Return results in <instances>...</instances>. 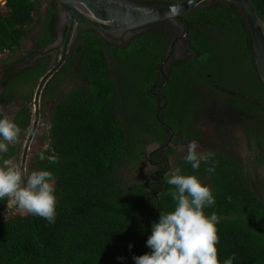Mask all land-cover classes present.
Returning a JSON list of instances; mask_svg holds the SVG:
<instances>
[{
	"label": "trees",
	"instance_id": "1",
	"mask_svg": "<svg viewBox=\"0 0 264 264\" xmlns=\"http://www.w3.org/2000/svg\"><path fill=\"white\" fill-rule=\"evenodd\" d=\"M43 1H4V10L0 11V56L19 47L27 36L35 47H42L55 38L56 3L46 0L42 12ZM132 1L139 5H159L176 0ZM251 2L264 19V0ZM201 6L199 4L188 11L190 32L195 31L194 36L197 35V39L191 42L195 56L191 54L187 68L174 73L179 76L183 73L201 74L202 54L207 61L202 70L215 73L221 64L226 68L224 78L237 83L234 75L240 74L239 64L246 63L247 81L251 87L243 90L257 102L255 114L264 117V85L254 66L246 21L237 20V26L222 30L219 45H201L198 21L191 19L201 16ZM206 6L215 9L217 16L219 13L227 15L224 13L229 9L237 10L224 0H214ZM164 20L159 22L161 26L157 29L165 28ZM157 29L135 44L131 56H143L145 43L151 46L146 40L151 38L158 40L156 55L161 58L166 44L165 34L158 38ZM117 48L107 43L96 30L87 28L79 45L71 51L69 60L79 62V69L76 72L70 68L66 70V73L73 72L76 82L55 107L57 111L61 109L63 122L53 120L50 130L52 151L41 150L35 143L28 160L29 173L48 170L54 175L55 222L49 223L25 212L4 216L2 211L7 198L0 200V264H135L134 256L152 251L146 241L160 212H171L175 208L168 194L173 186L165 179L160 186L148 189V184L155 185L149 183L155 179L154 172L148 182L123 185L119 170L126 163L130 168L135 167L144 159V143L128 141L113 112L117 87L112 74L119 75L124 61ZM108 53L118 64L115 70L107 69ZM133 62L139 64L141 61ZM43 72L44 65L33 72L14 75L9 80V87L14 88L26 80L30 89ZM152 72L154 69L149 70V74ZM73 107H76V120L71 115ZM255 122L262 123L264 129V122ZM261 141L264 147V136ZM60 148L62 159L50 163L47 157L57 156ZM41 153L44 160L39 158ZM214 153L212 160L216 162V168L211 174L206 171L209 165L202 162L198 170H193L184 158L177 162V168L181 174L195 175L212 190L215 203L205 207L204 212L205 215L215 212L220 218L216 225L220 238L217 244L220 264L233 254V264H264V200L251 181L250 173L244 172L242 162L231 150ZM4 157L5 154L0 153V163ZM262 191L264 193V186ZM228 197H231L230 201Z\"/></svg>",
	"mask_w": 264,
	"mask_h": 264
},
{
	"label": "flooded vegetation",
	"instance_id": "2",
	"mask_svg": "<svg viewBox=\"0 0 264 264\" xmlns=\"http://www.w3.org/2000/svg\"><path fill=\"white\" fill-rule=\"evenodd\" d=\"M44 1L42 10L40 9L42 12L46 4V0ZM54 1L57 11L55 38L42 47H35L30 36H27L29 44L26 47L25 55H12L6 60H0V118L7 116L21 128L19 141L9 145L3 159H12L18 151L16 163L19 166L26 138L35 120L34 105L30 102L33 99L34 87L39 77L30 89L26 80L14 88L9 87V80L14 75L33 72L42 65H44L45 72L56 62L60 52L58 50L63 46V40L56 43L59 37V16L62 9L58 2ZM127 1L135 3L132 0ZM213 2L214 0H204L199 9L201 16L191 17L193 21H198L201 45L204 43L219 45L222 30L234 28L237 26V20H245L243 15L238 13V9H229L224 13L227 15L219 13L217 16L215 9H209L206 6ZM160 21L128 30L118 39L97 31L107 43L118 47L116 51L124 59L119 75L112 74L117 89L115 92L116 103L111 107L124 130L125 138L130 142L144 143V160L151 165L155 173V179L149 181L155 185L148 184L147 188L160 186L165 180V176L177 168V162L186 155V153H179L181 145L187 147L191 141L195 140L201 146L198 152L220 153L222 150H231L229 148L221 149L214 142L223 136L224 128L232 125L238 127L245 136L244 146L247 151L245 157L240 159L231 150L242 162L244 172L248 171L247 164L250 161L259 162L262 158L264 163V155L257 154L258 149H264L261 141L264 133L262 131L255 132L253 126L259 116L255 114L254 106L257 105V102H254L248 93H244V90L237 85L238 83L230 82L229 79L224 78L226 68L220 66L221 64L219 71L215 73L202 70L207 62L202 54L201 74L198 72L183 73L180 76L179 73L175 74L174 71L188 67L191 54L195 56L191 49V42L197 39V35L194 36L195 31L190 32L188 11L181 14V19L164 20L165 28L157 29L161 26ZM67 29L68 22L63 28L64 36ZM155 29L158 30V38H163L164 36L161 35L165 34L166 44L161 58H157L156 55L158 40L151 38L146 40L151 46H146L147 43L142 41L145 43L143 56H131L135 50V44L140 39L151 36ZM180 38L184 40L185 52L182 50ZM15 51L14 49L12 53ZM70 53L54 76L46 82L40 93L37 103L36 129L28 144L25 156L24 170L28 174H30L28 160L35 143L41 150L50 149L52 151L50 130L53 120L63 122L61 109L57 111L55 107L64 99L65 94L76 82L73 72L79 69V62L69 60ZM135 60L141 62L135 64L133 62ZM68 68L73 72L66 73ZM117 68L116 60L108 53L107 69L115 70ZM151 69H154V72L149 74ZM105 82L108 80L105 79ZM71 115L73 120H76V107H73ZM73 120L71 119V121ZM208 125L213 126V132L215 131V141L210 149L206 148L208 143L206 142L207 131L205 128ZM151 144H154V147L147 151ZM57 156L62 159L61 148L58 150ZM169 157L175 158L173 163L170 162Z\"/></svg>",
	"mask_w": 264,
	"mask_h": 264
},
{
	"label": "clouds",
	"instance_id": "3",
	"mask_svg": "<svg viewBox=\"0 0 264 264\" xmlns=\"http://www.w3.org/2000/svg\"><path fill=\"white\" fill-rule=\"evenodd\" d=\"M21 128L11 118H0V153H6L9 145L19 141ZM198 142L193 140L187 146L185 161L193 170L201 163L209 165L206 171H215L216 162L212 151L198 152ZM45 159L43 153L39 157ZM50 163H58L55 154L47 157ZM26 178V179H24ZM168 185L173 186L168 193L175 208L171 212H160L158 222L152 225L146 246L152 251L134 256L135 264H220L217 244L219 236L218 215H205L204 208L215 203L212 190L203 185L195 175L181 174L176 168L166 176ZM25 183L26 186H22ZM54 175L48 170L32 171L28 174L13 159H2L0 163V200L7 198L9 209L18 208L54 223L56 218V196ZM229 201L231 197H228ZM131 248V244L129 245ZM118 259H123L118 257ZM235 254L223 261L233 264Z\"/></svg>",
	"mask_w": 264,
	"mask_h": 264
},
{
	"label": "water",
	"instance_id": "4",
	"mask_svg": "<svg viewBox=\"0 0 264 264\" xmlns=\"http://www.w3.org/2000/svg\"><path fill=\"white\" fill-rule=\"evenodd\" d=\"M61 7L59 22V37L56 43L63 40L59 48L56 62L48 68L38 79L30 102L34 105V124L31 127L24 145L20 167L24 170L25 156L28 144L36 129L37 103L46 82L54 76L70 51L79 45L83 30L87 28L99 31L111 38L118 39L126 31L138 26L164 19H181V14L201 4L204 0H176L175 2L159 5H139L127 0H56ZM232 3L245 18L252 46L253 62L257 75L264 85V19L261 18L252 5L251 0H224ZM68 22V29L64 36L63 28ZM183 52L186 51L183 38L179 39ZM19 150V149H18ZM264 155V149H258L257 154ZM18 151L13 156L16 162ZM26 179V178H24ZM22 186H26L22 183ZM23 212L18 208L3 209L4 216Z\"/></svg>",
	"mask_w": 264,
	"mask_h": 264
},
{
	"label": "rangeland",
	"instance_id": "5",
	"mask_svg": "<svg viewBox=\"0 0 264 264\" xmlns=\"http://www.w3.org/2000/svg\"><path fill=\"white\" fill-rule=\"evenodd\" d=\"M3 1L4 0H0V11L4 10L2 8ZM44 2L45 1H43L41 6H40L41 10H42V7L44 5ZM28 44H29L28 38H24L21 41L20 47L15 48L16 51L14 53L4 52L1 54L0 59L6 60L9 56H12V55L13 56L25 55L26 54V47L28 46ZM239 67H240L239 68L240 74L238 75V73H236L234 75V77L237 76L235 79L236 82L238 83L237 85L240 88L246 90V89L251 87L250 83L247 81V76H246L247 65H246V63L245 64H239ZM238 77L240 78V80H237ZM258 120L264 122V117L260 115ZM253 126H254L255 132H256V130L264 132L262 123L255 122L253 124ZM212 127L213 126L208 125L205 128V131H207V134H206V136H207L206 142L208 143V144H206L207 149H210L212 147V143L215 141V139H214L215 131L213 132ZM219 139H220V141H219ZM219 139L214 142L217 147H219L221 149L222 148L231 149L240 159H243L245 157V154L247 152L245 149V146H244L245 136H244V133L242 131H240V129L238 127H235L232 125V126H228L227 128H224L223 129V136L219 137ZM153 147H154V144L149 145V147L147 148V151H149ZM200 148H201V146H198L197 151ZM179 153L180 154L187 153V147L186 146L184 147L183 145L179 146ZM174 157H169V160L171 163H173V161L175 160ZM247 166H248L247 170L251 175V181L254 182V184L257 187L259 194L261 195V198L264 200V193L262 191V187L264 186V163L262 161H259V162L250 161V162H248ZM151 172H153L151 165L144 159L142 161H140V163L137 164L135 167L130 168L129 165L126 163L119 170V174H121V180L123 182V185H125V186L130 185L136 181L148 182L149 179L152 177Z\"/></svg>",
	"mask_w": 264,
	"mask_h": 264
},
{
	"label": "built area",
	"instance_id": "6",
	"mask_svg": "<svg viewBox=\"0 0 264 264\" xmlns=\"http://www.w3.org/2000/svg\"><path fill=\"white\" fill-rule=\"evenodd\" d=\"M5 1V0H4ZM4 1H3V3H4Z\"/></svg>",
	"mask_w": 264,
	"mask_h": 264
}]
</instances>
